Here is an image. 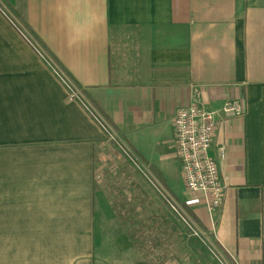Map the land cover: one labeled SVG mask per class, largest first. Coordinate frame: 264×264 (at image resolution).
Segmentation results:
<instances>
[{"label": "crops", "instance_id": "1", "mask_svg": "<svg viewBox=\"0 0 264 264\" xmlns=\"http://www.w3.org/2000/svg\"><path fill=\"white\" fill-rule=\"evenodd\" d=\"M0 6V264H145L103 234L96 179L109 140L24 29L226 256L264 264V0ZM228 99L246 110L219 116L211 155L224 200L210 212L205 195L186 187L173 121L180 108L219 109Z\"/></svg>", "mask_w": 264, "mask_h": 264}, {"label": "rangeland", "instance_id": "2", "mask_svg": "<svg viewBox=\"0 0 264 264\" xmlns=\"http://www.w3.org/2000/svg\"><path fill=\"white\" fill-rule=\"evenodd\" d=\"M107 153L96 179V204L103 211V234L109 242L117 239L122 249L145 264H235L213 231L186 213L176 197L186 218L170 207L156 187V176L138 157L130 158L111 140Z\"/></svg>", "mask_w": 264, "mask_h": 264}, {"label": "built area", "instance_id": "3", "mask_svg": "<svg viewBox=\"0 0 264 264\" xmlns=\"http://www.w3.org/2000/svg\"><path fill=\"white\" fill-rule=\"evenodd\" d=\"M24 32L26 38L37 50L44 62L66 86L70 98L80 101L93 119L100 125L105 138L109 141H115L130 158L132 156L137 157L136 155H130L133 151L131 152L130 149L126 148L127 144L122 145V139L118 137L115 128L85 97L82 89L74 83L52 55L37 40L32 38L25 29ZM245 110L244 101L240 99H228L219 109H208L199 104L180 108L174 118L173 124L176 131L177 152L181 160L186 187L192 192L205 195L210 212L215 211L224 200V185L221 180L218 161L211 155L219 116H223L225 119L242 116ZM226 156L227 150L225 146L220 147V158L226 159ZM153 179L157 182V185L155 184L157 189L168 201L170 207L180 213L183 218H186L187 211L183 208L185 213L180 205H178L175 196L170 195L171 192L164 187L165 185L162 182L158 181L155 177ZM215 251L219 253L217 250ZM222 258L226 261L229 257L226 259Z\"/></svg>", "mask_w": 264, "mask_h": 264}, {"label": "trees", "instance_id": "4", "mask_svg": "<svg viewBox=\"0 0 264 264\" xmlns=\"http://www.w3.org/2000/svg\"><path fill=\"white\" fill-rule=\"evenodd\" d=\"M37 39V38H36ZM41 44H42V42L40 41V39H37ZM43 45V44H42ZM65 70V69H64ZM66 73L69 75V73L66 71ZM70 76V75H69ZM71 79H72V77H71ZM73 81H74V79H72ZM74 83L79 87V85L76 83V81H74ZM93 104V103H92ZM94 105V104H93ZM96 108H97V106L96 105H94ZM98 109V108H97ZM99 110V109H98ZM113 127H114V125L113 124H111ZM115 128V127H114ZM115 130H116V128H115ZM150 169H151V171L161 180V177H160V175L155 171V169H153L152 167H150ZM162 181V180H161ZM160 181V182H161ZM163 183V182H162ZM183 206V208L188 212V214L189 215H191L192 216V218L193 219H196V217L193 215V213L188 209V207H186V205H182ZM227 254V253H226ZM228 255V254H227ZM228 257V256H227Z\"/></svg>", "mask_w": 264, "mask_h": 264}]
</instances>
